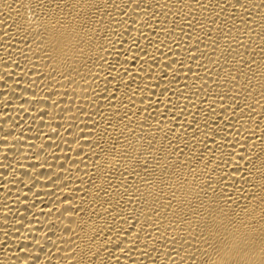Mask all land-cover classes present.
Masks as SVG:
<instances>
[{
	"label": "bare ground",
	"instance_id": "bare-ground-1",
	"mask_svg": "<svg viewBox=\"0 0 264 264\" xmlns=\"http://www.w3.org/2000/svg\"><path fill=\"white\" fill-rule=\"evenodd\" d=\"M0 264H264V0H0Z\"/></svg>",
	"mask_w": 264,
	"mask_h": 264
}]
</instances>
